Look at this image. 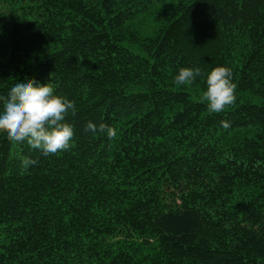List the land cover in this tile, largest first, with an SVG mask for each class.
<instances>
[{"label":"trees","instance_id":"1","mask_svg":"<svg viewBox=\"0 0 264 264\" xmlns=\"http://www.w3.org/2000/svg\"><path fill=\"white\" fill-rule=\"evenodd\" d=\"M26 77L75 134L45 156L0 131V264H264V0H0V94Z\"/></svg>","mask_w":264,"mask_h":264},{"label":"clouds","instance_id":"2","mask_svg":"<svg viewBox=\"0 0 264 264\" xmlns=\"http://www.w3.org/2000/svg\"><path fill=\"white\" fill-rule=\"evenodd\" d=\"M201 76L199 68L184 67L174 77L175 83L184 85ZM235 84L232 71L226 66H217L207 75L206 90L202 99L207 102L209 111L219 113L225 106L235 101ZM73 100L56 94L51 84L35 78L16 79L7 90L0 94V131L16 142H27L43 155L67 150L74 138V125L66 121L69 112L75 114ZM229 127V121L222 122ZM86 131L106 132L111 139L116 131L101 123L89 121Z\"/></svg>","mask_w":264,"mask_h":264}]
</instances>
